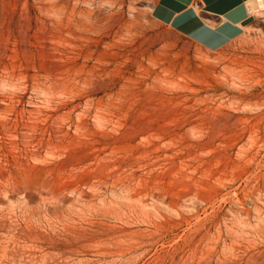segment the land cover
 Returning a JSON list of instances; mask_svg holds the SVG:
<instances>
[{"label": "rangeland", "instance_id": "rangeland-1", "mask_svg": "<svg viewBox=\"0 0 264 264\" xmlns=\"http://www.w3.org/2000/svg\"><path fill=\"white\" fill-rule=\"evenodd\" d=\"M154 0H0V264H264V7L226 47Z\"/></svg>", "mask_w": 264, "mask_h": 264}, {"label": "crops", "instance_id": "crops-1", "mask_svg": "<svg viewBox=\"0 0 264 264\" xmlns=\"http://www.w3.org/2000/svg\"><path fill=\"white\" fill-rule=\"evenodd\" d=\"M249 0H154L152 17L207 49H220L243 35Z\"/></svg>", "mask_w": 264, "mask_h": 264}, {"label": "built area", "instance_id": "built-area-1", "mask_svg": "<svg viewBox=\"0 0 264 264\" xmlns=\"http://www.w3.org/2000/svg\"><path fill=\"white\" fill-rule=\"evenodd\" d=\"M264 0H252V5L250 3H248V11L249 14L254 16L255 12L261 9V2H263Z\"/></svg>", "mask_w": 264, "mask_h": 264}, {"label": "water", "instance_id": "water-1", "mask_svg": "<svg viewBox=\"0 0 264 264\" xmlns=\"http://www.w3.org/2000/svg\"><path fill=\"white\" fill-rule=\"evenodd\" d=\"M254 21V16H249L247 19H245L244 23H251Z\"/></svg>", "mask_w": 264, "mask_h": 264}, {"label": "bare ground", "instance_id": "bare-ground-1", "mask_svg": "<svg viewBox=\"0 0 264 264\" xmlns=\"http://www.w3.org/2000/svg\"><path fill=\"white\" fill-rule=\"evenodd\" d=\"M248 3H250L251 5L253 4V3H252V0H249V2H248ZM262 7H264V1H263V2H261V8H262ZM250 16H252V15H250Z\"/></svg>", "mask_w": 264, "mask_h": 264}]
</instances>
